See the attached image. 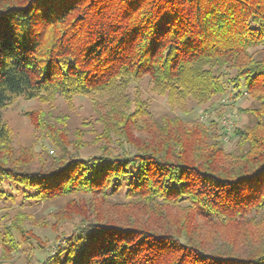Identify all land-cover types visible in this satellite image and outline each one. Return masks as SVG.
<instances>
[{
  "label": "trees",
  "instance_id": "obj_1",
  "mask_svg": "<svg viewBox=\"0 0 264 264\" xmlns=\"http://www.w3.org/2000/svg\"><path fill=\"white\" fill-rule=\"evenodd\" d=\"M144 78L171 106L248 98L249 121L227 150L219 121L133 105ZM76 96L106 101L89 155L86 132L73 141L65 116L33 110L58 151L33 167L0 115V202L67 200L57 264H264V0H0V111Z\"/></svg>",
  "mask_w": 264,
  "mask_h": 264
},
{
  "label": "rangeland",
  "instance_id": "obj_2",
  "mask_svg": "<svg viewBox=\"0 0 264 264\" xmlns=\"http://www.w3.org/2000/svg\"><path fill=\"white\" fill-rule=\"evenodd\" d=\"M126 93L133 105L136 99L144 100L154 118L165 114H176L186 121L209 122L211 119L219 121L222 139L227 150L234 147L232 137L234 129L243 127L249 121L247 115L239 112V109L249 105L248 98H240L236 101L227 99L224 103L228 104V107L218 105L216 101L215 106L221 107V111L215 107L210 112H206V109L211 108L210 105L199 106L193 101L171 106L168 96L155 92L148 78L133 82ZM94 99L86 96H76L69 100L58 97L54 102L45 104L37 99L14 98L0 111L2 121L11 131V149L17 154L28 151L30 155H33V167L37 166L39 157L46 156L48 152L47 156L58 155V151L48 141H39L27 116L30 111L44 110L53 116L66 117L67 123L62 127L66 129V133L74 136L73 141H76L75 134L78 131L86 132L84 139L90 145L86 149L90 151L85 150L84 155L96 152V146L99 147L103 143L102 133L105 132V127L98 120V111L100 105L106 101L102 97H98L99 100ZM221 116L229 117L231 123L229 122L227 128L222 125ZM56 127L60 128L59 125ZM52 150L55 151L54 155L51 154ZM13 193L16 191L13 190ZM66 202L67 200H60L28 204L23 200L22 194H18L11 202H0V264H57V259L51 258L56 249L54 243L56 233L53 225L60 223L57 215L66 207ZM61 228L64 232H70L72 227L63 225ZM11 237L18 242L19 249L13 246L12 249L8 247L10 244L6 240Z\"/></svg>",
  "mask_w": 264,
  "mask_h": 264
},
{
  "label": "built area",
  "instance_id": "obj_3",
  "mask_svg": "<svg viewBox=\"0 0 264 264\" xmlns=\"http://www.w3.org/2000/svg\"><path fill=\"white\" fill-rule=\"evenodd\" d=\"M223 121H222V125L225 127V128H227V126H229L228 124H229V122L231 123V121H230V119H229V117H225V118H223L222 119ZM228 122V123H227ZM227 139V137L225 138V140Z\"/></svg>",
  "mask_w": 264,
  "mask_h": 264
}]
</instances>
